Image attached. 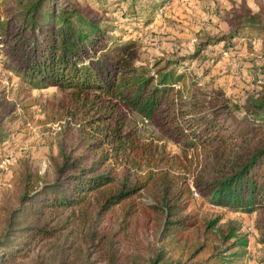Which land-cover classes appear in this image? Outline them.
I'll return each instance as SVG.
<instances>
[{
    "label": "trees",
    "instance_id": "1",
    "mask_svg": "<svg viewBox=\"0 0 264 264\" xmlns=\"http://www.w3.org/2000/svg\"><path fill=\"white\" fill-rule=\"evenodd\" d=\"M54 2L27 0L16 4L12 16L0 18V50L32 88L60 90L51 101L57 119L77 123L84 149L75 154L74 148H61L60 159L53 162L54 181L25 187L0 237V263L26 257L38 238L57 235L76 221L99 222L113 211L124 229L138 221L151 225L157 241L180 256L187 253V260L211 252L188 263L160 248L149 264H228L241 258L247 238L239 227L219 229L216 244L212 236L220 217L186 212L192 190L179 172H189L185 163L190 159L143 139L131 114L146 119L184 157L191 151L199 159L192 187L204 200L249 213L264 207V138L258 136L264 97L231 105L202 100L196 96L199 90L186 94L185 83L176 88L184 78L174 69L178 60L153 73L136 66L133 42L112 36L110 23L85 16L76 1L58 12ZM246 16L227 37L241 32L264 36L256 14ZM237 111L242 117H236ZM8 137L0 127V143ZM140 191L150 194V202L137 199ZM105 251L115 263L114 250Z\"/></svg>",
    "mask_w": 264,
    "mask_h": 264
},
{
    "label": "rangeland",
    "instance_id": "2",
    "mask_svg": "<svg viewBox=\"0 0 264 264\" xmlns=\"http://www.w3.org/2000/svg\"><path fill=\"white\" fill-rule=\"evenodd\" d=\"M26 1L0 0V18L12 16L16 4ZM71 1L55 0L53 5L58 12ZM73 1L79 3L85 16L110 23L112 36L133 42L136 66L153 73L167 61L178 60L174 69L184 78L176 88L185 83L186 94L191 89L199 90L196 96L202 100L231 105L264 97V36L241 32L235 38L227 37L239 21L247 19L248 13L256 14V19L264 23V0ZM0 91V127L9 131V137L0 143L1 237L25 187L54 181L53 162L60 159L61 148L67 152L74 148L75 154L80 153L85 139L74 120L57 119V109L51 101L60 96V90L29 86L14 73L2 50ZM242 114L235 112L236 117ZM131 118L143 139H153L170 154L190 159L185 163L189 172H179L186 175L192 190L186 212L205 219L220 217L212 242L220 244L217 231L231 226L245 234L243 256L228 264H264V207L249 213L234 212L204 200L192 187L199 159L191 151L184 157L178 145L163 138L140 115L132 113ZM259 129L258 136L264 138V124ZM137 199L148 203L150 194L140 191ZM117 214L113 211L99 222L95 218L76 221L57 235L34 240L26 257L14 256L0 264H111L106 249L114 250L117 256L112 264H149L160 248L171 259L187 260V253L180 256L169 244L157 241L151 225L138 221L124 229ZM210 253L205 250L187 262H200Z\"/></svg>",
    "mask_w": 264,
    "mask_h": 264
}]
</instances>
